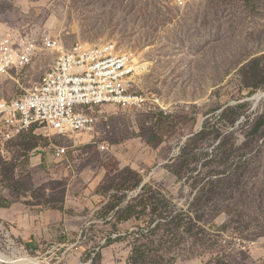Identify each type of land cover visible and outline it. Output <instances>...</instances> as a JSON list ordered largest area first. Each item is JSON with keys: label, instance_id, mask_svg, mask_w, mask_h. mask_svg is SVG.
Instances as JSON below:
<instances>
[{"label": "rangeland", "instance_id": "1", "mask_svg": "<svg viewBox=\"0 0 264 264\" xmlns=\"http://www.w3.org/2000/svg\"><path fill=\"white\" fill-rule=\"evenodd\" d=\"M31 29L135 52L148 67L131 90L148 100L106 106L91 133L33 129L0 155L1 202L38 215L0 219L13 260L0 264H264V0H0V36ZM48 58L20 83L0 75V100ZM123 194L121 221L109 208Z\"/></svg>", "mask_w": 264, "mask_h": 264}, {"label": "built area", "instance_id": "2", "mask_svg": "<svg viewBox=\"0 0 264 264\" xmlns=\"http://www.w3.org/2000/svg\"><path fill=\"white\" fill-rule=\"evenodd\" d=\"M182 5L189 0H174ZM50 57L41 79L23 94L0 100V155L33 129L45 136L91 133L108 105H142L148 98L131 89L145 70L136 53L116 41L67 44L46 29L42 32L8 31L0 36V75L28 77L40 56ZM161 106L158 98L153 99ZM164 110V108L161 106ZM69 147H55L65 159Z\"/></svg>", "mask_w": 264, "mask_h": 264}, {"label": "crops", "instance_id": "3", "mask_svg": "<svg viewBox=\"0 0 264 264\" xmlns=\"http://www.w3.org/2000/svg\"><path fill=\"white\" fill-rule=\"evenodd\" d=\"M16 208V207H15ZM38 215L32 213L31 211L24 209V213L20 216H15L13 209L9 210V207L0 206V219L10 222H17L19 225L32 227L37 223Z\"/></svg>", "mask_w": 264, "mask_h": 264}, {"label": "trees", "instance_id": "4", "mask_svg": "<svg viewBox=\"0 0 264 264\" xmlns=\"http://www.w3.org/2000/svg\"><path fill=\"white\" fill-rule=\"evenodd\" d=\"M264 126V113L258 118V123H257V126H256V128H257V131H259V130H261L262 129V127ZM203 133H205V129H203L201 132H199L198 134H203ZM188 145V144H187ZM187 145H186V147H187ZM135 186H140V182H138V183H136V185H134V187ZM144 188H145V186H144ZM143 188V189H144ZM125 197H127V194H123L119 199V202L117 203V204H115V205H113V206H111L109 209H112V210H114L115 208H117V207H119V209L117 210V213H126V215H124L122 218H120V220L121 221H123V220H127V219H129V218H131V215L133 214V210H134V207L130 204V201L126 204V207H121V204L124 202L123 200H124V198ZM132 200H134V199H132ZM8 205L9 204H4V203H2L1 202V199H0V206L1 207H8ZM180 222V221H179Z\"/></svg>", "mask_w": 264, "mask_h": 264}, {"label": "bare ground", "instance_id": "5", "mask_svg": "<svg viewBox=\"0 0 264 264\" xmlns=\"http://www.w3.org/2000/svg\"><path fill=\"white\" fill-rule=\"evenodd\" d=\"M143 69L146 70L147 69V64L142 63ZM261 95H258L257 97H260ZM0 260L1 261H11L13 262V260L10 259V257L5 256L3 253L0 252ZM18 262V261H16ZM19 263L22 264H36L38 263V259L37 258H22L19 260Z\"/></svg>", "mask_w": 264, "mask_h": 264}, {"label": "water", "instance_id": "6", "mask_svg": "<svg viewBox=\"0 0 264 264\" xmlns=\"http://www.w3.org/2000/svg\"><path fill=\"white\" fill-rule=\"evenodd\" d=\"M263 96H264V93H263L260 97H257V96H256V98H257V99H260V98H262Z\"/></svg>", "mask_w": 264, "mask_h": 264}]
</instances>
